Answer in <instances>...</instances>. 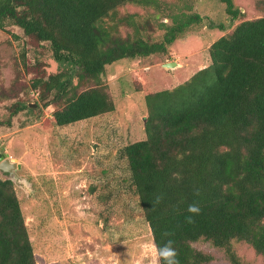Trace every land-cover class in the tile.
<instances>
[{"label": "trees", "instance_id": "16d2710c", "mask_svg": "<svg viewBox=\"0 0 264 264\" xmlns=\"http://www.w3.org/2000/svg\"><path fill=\"white\" fill-rule=\"evenodd\" d=\"M219 2L231 19L241 16L232 0ZM126 3L156 12L167 6L161 0H0V29L13 25L36 42H47L60 67L32 80L39 98L50 95L46 104L57 106L51 113L55 125L112 111L100 80L104 66L165 55L200 21L195 12L166 14L169 21L157 22L161 34L152 40L149 18L118 13ZM122 26L129 28L124 35ZM207 55L209 63L181 83L144 92V138L121 146L118 157L125 160L152 243L162 246L171 239L180 264L213 259L191 245L199 240L229 264H248L232 248L244 242L264 264V16L238 21L209 44ZM25 106H12L0 124L8 126ZM194 202L201 209L195 216L187 211ZM0 264H35L7 177H0Z\"/></svg>", "mask_w": 264, "mask_h": 264}, {"label": "rangeland", "instance_id": "374dc122", "mask_svg": "<svg viewBox=\"0 0 264 264\" xmlns=\"http://www.w3.org/2000/svg\"><path fill=\"white\" fill-rule=\"evenodd\" d=\"M161 1L167 6L158 12L131 3L117 11L149 18L152 29L146 32L152 40L161 34L157 22L169 21L166 14L195 12L200 21L177 37L165 55L124 58L104 66L100 80L113 110L63 126L53 123L57 106L46 104L50 95L40 99L39 88L32 86L34 78L60 68L47 42H36L13 25L0 29V122L12 106L26 105L8 126L0 124V152L19 164L14 171L22 186L12 184L35 264H137L141 246L152 241L118 150L144 138V92L186 80L209 63L207 47L214 39L240 20L264 16V0H232L241 12L236 19L219 0ZM127 31L122 26L120 33ZM165 62L175 65L166 68ZM0 177L8 175L0 172ZM191 245L213 255L207 264H229L208 242ZM232 248L240 260L263 264L244 242Z\"/></svg>", "mask_w": 264, "mask_h": 264}, {"label": "clouds", "instance_id": "9594fccd", "mask_svg": "<svg viewBox=\"0 0 264 264\" xmlns=\"http://www.w3.org/2000/svg\"><path fill=\"white\" fill-rule=\"evenodd\" d=\"M193 194L195 196L200 195L199 189H194ZM161 197H157L156 202H160ZM187 211L193 216L200 214V207L198 203H192L188 206ZM191 220V217H189ZM164 237L170 236L171 233L164 232ZM141 257L137 264H180L177 259L178 253L173 247V241L171 239L166 240L162 246H156L154 243H145L141 246Z\"/></svg>", "mask_w": 264, "mask_h": 264}, {"label": "water", "instance_id": "95a60500", "mask_svg": "<svg viewBox=\"0 0 264 264\" xmlns=\"http://www.w3.org/2000/svg\"><path fill=\"white\" fill-rule=\"evenodd\" d=\"M163 67L170 68L175 65L174 62H165L162 64ZM144 120V119H143ZM19 168V164L16 163L15 159L8 158L5 152H0V171L8 175V179L17 184L21 185L23 180L16 174L15 169Z\"/></svg>", "mask_w": 264, "mask_h": 264}]
</instances>
